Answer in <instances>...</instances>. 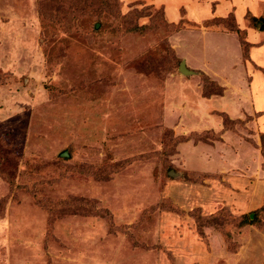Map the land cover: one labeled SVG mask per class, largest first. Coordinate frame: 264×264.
I'll return each instance as SVG.
<instances>
[{"label": "rangeland", "instance_id": "374dc122", "mask_svg": "<svg viewBox=\"0 0 264 264\" xmlns=\"http://www.w3.org/2000/svg\"><path fill=\"white\" fill-rule=\"evenodd\" d=\"M251 16L0 0V264H264Z\"/></svg>", "mask_w": 264, "mask_h": 264}, {"label": "crops", "instance_id": "0c3cea01", "mask_svg": "<svg viewBox=\"0 0 264 264\" xmlns=\"http://www.w3.org/2000/svg\"><path fill=\"white\" fill-rule=\"evenodd\" d=\"M258 34L257 42H260L259 46L254 47L252 45L254 42H252L249 52L250 62L249 66H246V73L250 75V79L247 85L243 86L247 94V89H249L251 96L255 97L259 107L258 110H264V32Z\"/></svg>", "mask_w": 264, "mask_h": 264}, {"label": "trees", "instance_id": "16d2710c", "mask_svg": "<svg viewBox=\"0 0 264 264\" xmlns=\"http://www.w3.org/2000/svg\"><path fill=\"white\" fill-rule=\"evenodd\" d=\"M250 20L254 24V26H257V27L259 26L260 27V30L261 31H264V17L257 18V17L251 16L250 17ZM259 24H261V25H259ZM230 28H231L232 31L239 33V29L237 27H230ZM261 141H262L261 142L262 143V155H263V159H264V134L261 136ZM0 175H3L1 169H0Z\"/></svg>", "mask_w": 264, "mask_h": 264}, {"label": "water", "instance_id": "95a60500", "mask_svg": "<svg viewBox=\"0 0 264 264\" xmlns=\"http://www.w3.org/2000/svg\"><path fill=\"white\" fill-rule=\"evenodd\" d=\"M179 71H180L181 74H183L185 76H189V75H194L195 74L193 71L189 70L186 67V62L185 61H182V63L180 64ZM61 156L62 157H67L68 155L66 153H64Z\"/></svg>", "mask_w": 264, "mask_h": 264}]
</instances>
